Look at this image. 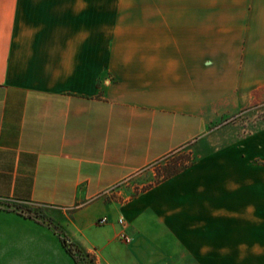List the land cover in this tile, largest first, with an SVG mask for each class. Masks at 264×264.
Returning a JSON list of instances; mask_svg holds the SVG:
<instances>
[{"label":"crops","instance_id":"0c3cea01","mask_svg":"<svg viewBox=\"0 0 264 264\" xmlns=\"http://www.w3.org/2000/svg\"><path fill=\"white\" fill-rule=\"evenodd\" d=\"M263 87L264 0H0V202L98 264H264L263 142L206 139ZM0 221V248L27 223Z\"/></svg>","mask_w":264,"mask_h":264},{"label":"rangeland","instance_id":"374dc122","mask_svg":"<svg viewBox=\"0 0 264 264\" xmlns=\"http://www.w3.org/2000/svg\"><path fill=\"white\" fill-rule=\"evenodd\" d=\"M260 96V95H259ZM249 96L241 109L235 114L221 119L211 125L207 130V144L214 148H220L234 143L247 142L256 146L260 142L264 147V94L254 103L249 104ZM252 140V141H250ZM184 153L176 154L173 158L162 162L160 166L144 170L127 183L132 188L131 195L149 188L160 181L166 174V170H174L183 166L188 160ZM255 162L264 164V154L256 153ZM114 201H122L120 197L112 196ZM12 207L19 212L27 223L24 229L9 231L1 234L5 242L0 248V264H98L94 254L86 253L73 244L66 242L68 238L53 224V220L47 217L43 208L38 206H25L11 202H0V208ZM10 222L0 221V225H8ZM5 245V246H4ZM9 246H12L9 248Z\"/></svg>","mask_w":264,"mask_h":264},{"label":"trees","instance_id":"16d2710c","mask_svg":"<svg viewBox=\"0 0 264 264\" xmlns=\"http://www.w3.org/2000/svg\"><path fill=\"white\" fill-rule=\"evenodd\" d=\"M261 94H262V95L264 94V87L261 88V89H258V90H256V91L253 92V99H254V101H256V98L260 97ZM259 95H260V96H259ZM253 103H254V102H253ZM175 155H176V154L172 155L170 158H173ZM189 155H190V154H189ZM188 158H189V160H188L183 166L177 167V168L174 169V170H173V169L170 170V168H168V170H166V174H164V175L161 177L160 181H163V180H165V179H168L169 177H171V176H173V175H175V174H177V173L183 171L184 169L188 168L189 166H191L192 163L194 162V160H193L190 156H188ZM168 159H169V158H167V160H168ZM160 181H159V182H160ZM159 182H157V183H159ZM155 184H156V183H155ZM66 242H69V243H70L69 240H66ZM71 244H72V243H71Z\"/></svg>","mask_w":264,"mask_h":264},{"label":"built area","instance_id":"2783aa9c","mask_svg":"<svg viewBox=\"0 0 264 264\" xmlns=\"http://www.w3.org/2000/svg\"><path fill=\"white\" fill-rule=\"evenodd\" d=\"M105 223H106V219H105V218H102V219H100V220L98 221V224H99V225H103V224H105ZM119 224H122V220H119ZM120 237H121L124 241H126V242L129 241V239H128L127 237L123 236V235H120Z\"/></svg>","mask_w":264,"mask_h":264}]
</instances>
